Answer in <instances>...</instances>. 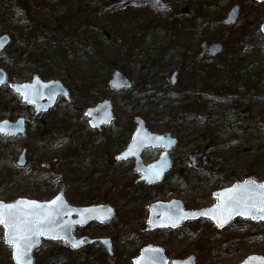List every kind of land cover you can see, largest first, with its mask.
Instances as JSON below:
<instances>
[{
    "label": "rangeland",
    "instance_id": "obj_1",
    "mask_svg": "<svg viewBox=\"0 0 264 264\" xmlns=\"http://www.w3.org/2000/svg\"><path fill=\"white\" fill-rule=\"evenodd\" d=\"M104 1L53 0L38 15L32 10L35 19L48 25L66 16L70 25L81 27L76 34L81 41L99 35L108 39L109 46L99 48L97 55L83 56L80 51L70 56L69 76L57 59L51 60L52 72L47 75L45 62L26 58L29 49L23 41L14 40L16 32L28 33L27 16L18 0H0V36L10 37L0 53V69L8 74V81L0 87V122L25 120L23 134H0V201H49L63 186L73 206H112L115 216L109 223L76 226L74 235L109 238L112 258L121 264H132L147 246L161 248L168 260L194 256L195 264H241L252 255L264 257V221L237 218L220 230L201 219L187 221L175 230H146L147 207L154 202L177 199L184 209L199 210L216 202L212 193L218 190L249 179L264 182V156L256 161V154L264 149L260 148L264 121L256 116L257 105L264 104V36L260 30L264 2L110 0L115 6L104 9ZM234 6L239 8L237 20L227 26L223 21ZM50 41L38 34L30 46L41 48ZM213 44L222 45L217 59L225 56L218 63L245 57L249 62L245 73H261L260 95L250 94L246 102H239L238 94L229 99L218 91L222 85H232V80L225 71L219 77L205 75V66L214 63L207 55ZM112 63L115 69L109 67ZM114 71L128 78L130 90L111 89ZM173 72L176 82L172 87ZM188 75L189 89L184 91L179 85ZM34 77L60 82L67 99L60 96L50 109L35 115L34 106L9 87L31 83ZM105 100L111 103L113 119L99 130L92 129L87 112ZM234 101L239 104L235 113L229 111ZM188 104L183 118L174 120ZM248 108L252 113L245 111ZM134 117L143 119L151 132L169 133L177 139L170 151L173 166L160 184L138 182L140 174L133 160L117 159L130 143ZM244 118L247 128L238 125ZM22 152L25 163L19 167L16 162ZM159 153L147 149L142 160L151 163ZM194 155L200 157L192 165ZM3 232L0 226V264H13L12 246L4 243ZM98 245L64 254L63 241L43 239L33 251L34 262L53 254L58 257L54 264H98Z\"/></svg>",
    "mask_w": 264,
    "mask_h": 264
},
{
    "label": "water",
    "instance_id": "obj_2",
    "mask_svg": "<svg viewBox=\"0 0 264 264\" xmlns=\"http://www.w3.org/2000/svg\"><path fill=\"white\" fill-rule=\"evenodd\" d=\"M258 2H264V0H257ZM239 14V8L234 6L227 13L226 19L223 23L227 26L234 25ZM261 33L264 36V23L262 24ZM10 43V37L8 35L0 36V52ZM222 52V45L213 44L208 47L207 55L211 58L216 57ZM176 73L173 72L170 76V86H174L176 82ZM7 81V73L0 69V87ZM109 85L116 91L129 90L132 87V83L121 72L114 71L111 76ZM10 89L16 94L20 95L23 102H28L34 106L35 115L41 112H46L50 109L58 97L67 99V91L58 81L44 82L38 77H34L31 83L27 84H11ZM27 97V98H26ZM87 116L90 118L89 125L92 129L99 130L102 126L110 124L113 119L112 106L110 101L105 100L98 104L95 108H91L87 112ZM135 129L132 133L130 143L124 151L117 155V159L125 161L128 159H134L135 171L140 174L138 181L145 182L148 185L160 183L165 174L170 170L172 163L169 157V152L177 144V139L172 137L169 133L156 134L152 133L146 127L143 119L140 117H134ZM25 131V120L23 118L18 119L15 123L4 120L0 122V133L7 136H16L23 134ZM148 148L162 149L159 158L152 164L144 165L141 159V154ZM25 153L22 152L18 157L16 165L22 167L25 163ZM200 155H194L192 165H195L197 158ZM255 182L260 185L254 179H249L240 184H234L231 187L218 190L212 194V197L216 199V202L206 208L199 210H185L181 201L177 199H171L167 202H154L147 207V228L148 231H154L157 229H178L183 223L187 221H196L199 219H205L212 222L217 229H224L236 218L248 219L254 221H264V219H252L251 217H244L238 214L229 215V209L227 203L230 198L238 195H246L243 192H232L233 188H243L246 182ZM261 184H264L261 183ZM35 202L38 207H34L31 204H21L18 209H14L19 213H41L48 216L52 223L49 226L51 231H46L43 235L36 237L37 243L31 248L29 257L31 264H34L33 251L39 247L43 241L56 240L63 241L65 247L70 250H77L87 244H99L106 251L107 255L111 258L112 242L109 238H90V237H76L74 235L75 227H85L92 222H96L100 225L110 222L115 215V209L108 205H93L86 207H76L69 204L65 198L64 187L59 189V192L49 201H36L19 198L14 202L5 203L0 201V205H15L17 202ZM55 201L56 203H53ZM6 211V209H5ZM196 213V215H191ZM200 213H207V215H201ZM218 221H221L218 223ZM173 224L175 226H173ZM4 243L6 242L5 232L6 229L3 225ZM76 247H73V244ZM12 246V245H11ZM11 258L13 264H16V260L13 256V247L11 248ZM168 264L169 261L164 255V251L159 247L147 246L144 247L139 256L133 260L132 264ZM171 264H195L194 256H190L183 260H172ZM241 264H264V257L252 255L247 257Z\"/></svg>",
    "mask_w": 264,
    "mask_h": 264
},
{
    "label": "trees",
    "instance_id": "obj_3",
    "mask_svg": "<svg viewBox=\"0 0 264 264\" xmlns=\"http://www.w3.org/2000/svg\"><path fill=\"white\" fill-rule=\"evenodd\" d=\"M53 0H18V5L21 10L26 14L28 19V33H23V31H19L15 33V40L23 41V44H25V47L29 49V51L25 52L26 58L32 59L36 61L37 63H46L44 64V70L46 71L47 75H49V72H52V64L50 63L52 59H57L58 62L64 63V69L63 73L67 75H71V65H70V56H74L75 53L80 51L82 52L83 56H87L88 54L94 53L97 55L98 53L96 51L99 50V48H105L109 46V41L106 39L105 36L99 35V36H93V37H86L81 41V39L76 36L77 33H79V30L81 29L80 26L77 25H70L68 21H66V16L59 19L60 21L55 25H48L43 24L41 20L35 19V15H38L42 13V10L45 9ZM59 2H62L64 0H57ZM105 6L104 9H109L111 7H114L113 2L110 0L104 1ZM34 13H33V11ZM32 14V15H30ZM40 34L46 35L48 38L51 39L50 43L46 46H43L41 48H36L30 46V42H33L36 36ZM77 41H79L77 43ZM218 57V56H217ZM217 57L210 59L212 63L211 65H206V70L204 71L205 75L207 77H219L221 72H226L227 75H229V78L232 80V85H222L219 88V92L222 93V95L225 98L233 97L234 93L238 94L239 96V102H246L249 95H257L259 94V90L262 86V75L256 74L252 75L249 73H245V69L247 64L249 62L247 61V58L243 57L240 59H234L229 58V61L218 63V59H222L223 57ZM220 66H222V71L220 69ZM261 66L264 68V63H261ZM112 69H115L113 63L111 66ZM244 71V74L241 72ZM81 75H84L85 72L79 70ZM242 73V74H241ZM184 83L179 85L182 90L189 89L188 80L189 75L185 77ZM234 83V84H233ZM260 95V94H259ZM235 102V101H234ZM191 105H185L179 111L178 116L176 115V118L174 120H179L183 118V112L185 110H189V107ZM239 104L238 102H235L232 107L230 108V112H237L238 111ZM251 108V105L250 107ZM247 109L245 111H248L249 113H252L250 109ZM257 117L261 118L264 121V104L260 103V105H257ZM238 118V116H236ZM246 121V123H245ZM242 124L238 123L240 126H244L245 128L248 127L247 120L244 118L242 120ZM232 126V125H231ZM231 126L228 127V129L231 128ZM234 128V127H232ZM260 146V145H259ZM258 146V147H259ZM260 148H264V145ZM259 157L256 159V161L260 160L264 156V149L262 151H258L256 154ZM63 251L64 254L68 253L71 254L73 251H71L68 248H64ZM85 249V248H84ZM100 250V256L98 257L97 263L98 264H121L115 259H109L105 252L99 248ZM58 260V257L53 254H48V256L41 262H38L37 264H54ZM86 261V260H85ZM70 262V261H68ZM93 264V262L86 261L85 264ZM96 263V262H95ZM68 264V263H67ZM74 264V263H69Z\"/></svg>",
    "mask_w": 264,
    "mask_h": 264
},
{
    "label": "snow or ice",
    "instance_id": "obj_4",
    "mask_svg": "<svg viewBox=\"0 0 264 264\" xmlns=\"http://www.w3.org/2000/svg\"><path fill=\"white\" fill-rule=\"evenodd\" d=\"M158 3L159 0H156ZM27 98V97H26ZM232 192H243L246 195H238L229 199L227 208L229 215L235 213L252 219H264V184L257 185L253 182H246L243 188H233ZM53 203H56L53 201ZM21 204H31L38 207L35 202L20 201L15 205H0V225L6 229V242L13 247V256L16 264H31L29 252L37 243L36 237L51 231L52 223L48 216L41 213H19ZM6 209V211H5ZM207 215V213H200ZM191 215H196L192 213ZM221 221H218L220 223ZM173 226H175L173 224ZM77 245L74 243L73 247ZM154 264L156 262L154 261Z\"/></svg>",
    "mask_w": 264,
    "mask_h": 264
},
{
    "label": "flooded vegetation",
    "instance_id": "obj_5",
    "mask_svg": "<svg viewBox=\"0 0 264 264\" xmlns=\"http://www.w3.org/2000/svg\"><path fill=\"white\" fill-rule=\"evenodd\" d=\"M7 73V72H6ZM7 79H8V74H7ZM123 91H125V90H123ZM113 114V113H112ZM8 120V119H7ZM133 123H134V118H133ZM146 124V123H145ZM134 125H135V123H134ZM147 126V125H146ZM149 130V129H148ZM153 149V148H152ZM159 150V149H158ZM124 151V150H123ZM160 153H161V151H160ZM160 153H159V155H160ZM143 154V153H142ZM159 157V156H158ZM130 160H133V159H128V160H125V161H130ZM156 161V160H155ZM155 161H153V162H155ZM133 162H134V160H133ZM153 162H151V163H153ZM151 163H145L146 165L147 164H151ZM173 166V165H172ZM172 166H171V168H172ZM134 169H135V165H134ZM171 170V169H170ZM169 170V171H170ZM168 171V172H169ZM167 172V173H168ZM167 173L165 174V176L167 175ZM165 176H164V178H165ZM164 180V179H163ZM88 246H93V245H86V246H83V247H81L80 249H77V251L78 250H81V249H84V248H86V247H88ZM101 249H103V247L101 246V245H98ZM112 247H113V245H112ZM103 251L105 252V254L107 255V253H106V251L103 249ZM75 252V251H74ZM107 257L109 258V259H113L112 257L110 258L108 255H107ZM173 260H180V259H173ZM169 261V263L168 264H171V261L172 260H168Z\"/></svg>",
    "mask_w": 264,
    "mask_h": 264
},
{
    "label": "bare ground",
    "instance_id": "obj_6",
    "mask_svg": "<svg viewBox=\"0 0 264 264\" xmlns=\"http://www.w3.org/2000/svg\"><path fill=\"white\" fill-rule=\"evenodd\" d=\"M263 63H264V60H263ZM221 68H223L222 66H220ZM144 165H145V163H143ZM134 165H135V163H134Z\"/></svg>",
    "mask_w": 264,
    "mask_h": 264
}]
</instances>
